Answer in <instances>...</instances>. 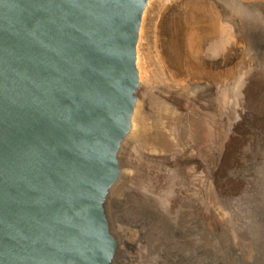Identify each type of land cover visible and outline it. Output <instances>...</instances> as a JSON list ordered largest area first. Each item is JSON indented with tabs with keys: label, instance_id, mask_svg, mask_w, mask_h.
I'll return each instance as SVG.
<instances>
[{
	"label": "rangeland",
	"instance_id": "rangeland-1",
	"mask_svg": "<svg viewBox=\"0 0 264 264\" xmlns=\"http://www.w3.org/2000/svg\"><path fill=\"white\" fill-rule=\"evenodd\" d=\"M136 52L118 264H264V0H150Z\"/></svg>",
	"mask_w": 264,
	"mask_h": 264
},
{
	"label": "water",
	"instance_id": "water-1",
	"mask_svg": "<svg viewBox=\"0 0 264 264\" xmlns=\"http://www.w3.org/2000/svg\"><path fill=\"white\" fill-rule=\"evenodd\" d=\"M149 1L0 0V264H111Z\"/></svg>",
	"mask_w": 264,
	"mask_h": 264
},
{
	"label": "bare ground",
	"instance_id": "bare-ground-1",
	"mask_svg": "<svg viewBox=\"0 0 264 264\" xmlns=\"http://www.w3.org/2000/svg\"><path fill=\"white\" fill-rule=\"evenodd\" d=\"M198 24V23H197ZM200 25H201V23H200ZM203 25V24H202ZM201 28V27H200ZM186 40V39H185ZM213 48H214V46H213ZM213 50V49H212ZM246 94H247V97L250 99V98H252V97H254L255 96V89H254V87L252 86V87H250V88H248V90L246 91ZM136 108V107H135ZM138 109V108H137ZM136 114V113H135ZM135 114H133V115H135ZM133 121H134V119H133V116H132V125H131V130H130V132L132 131V126H134L133 125ZM137 122V121H136ZM135 127V126H134ZM137 127V126H136ZM261 127V126H260ZM135 129V128H134ZM261 130V129H260ZM134 131V130H133ZM136 131V130H135ZM137 132V131H136ZM202 132V131H201ZM204 132V131H203ZM206 133V132H205ZM200 135V134H199ZM128 136V135H127ZM197 137V136H196ZM202 137V136H201ZM263 137V136H262ZM195 139V138H194ZM261 139V138H260ZM125 140V139H124ZM123 143V142H122ZM252 143V142H251ZM258 143V142H257ZM201 144V143H200ZM262 144V143H261ZM122 146V145H121ZM248 147V146H247ZM259 147V146H258ZM120 148H122V147H120ZM246 148V147H245ZM253 148V147H252ZM251 148V149H252ZM243 150H244V148H243ZM260 150V149H259ZM120 151V150H119ZM121 152V151H120ZM246 152V151H245ZM252 152V151H251ZM122 153V152H121ZM120 153V154H121ZM118 154H119V152H118ZM262 157V156H261ZM260 159V158H259ZM233 160V159H232ZM243 161V160H242ZM241 161V162H242ZM257 161V160H256ZM246 162V161H245ZM236 166V165H235ZM245 167V166H244ZM240 168V167H239ZM131 173V172H130ZM120 176H121V178H120ZM120 176H119V178H118V180L114 183V185L111 187V189H110V191H109V193H108V196H107V198H106V202H105V206H106V203H108V207H111L112 206V204H114L115 202H116V199H117V194H118V192H119V190H120V188H121V185L123 184V183H125L127 180H128V177L130 176V174L129 173H127V172H122V174L120 173ZM105 211H106V209H105ZM214 217V216H213ZM213 223V225H215V226H218V225H220L219 224V222L216 220V218L214 219V221L212 222ZM222 228V227H221ZM201 238V237H200ZM222 239V238H221ZM119 240V239H118ZM235 249V248H234ZM121 251H122V243L120 242V240L118 241V243H117V249H116V253H115V256H114V258H113V260H112V262H111V264H118V262H119V260H120V254H121ZM236 252V251H235ZM237 253V252H236ZM237 256V255H236Z\"/></svg>",
	"mask_w": 264,
	"mask_h": 264
}]
</instances>
